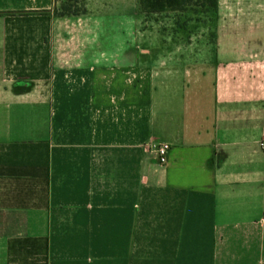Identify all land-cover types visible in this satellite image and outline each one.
I'll use <instances>...</instances> for the list:
<instances>
[{
  "label": "crops",
  "instance_id": "0c3cea01",
  "mask_svg": "<svg viewBox=\"0 0 264 264\" xmlns=\"http://www.w3.org/2000/svg\"><path fill=\"white\" fill-rule=\"evenodd\" d=\"M247 2L218 0L197 46L138 0H0V264H264V16Z\"/></svg>",
  "mask_w": 264,
  "mask_h": 264
},
{
  "label": "rangeland",
  "instance_id": "374dc122",
  "mask_svg": "<svg viewBox=\"0 0 264 264\" xmlns=\"http://www.w3.org/2000/svg\"><path fill=\"white\" fill-rule=\"evenodd\" d=\"M84 0H56V11L67 9L69 11L83 10ZM248 7L250 16H264V0H249ZM147 26L151 29L164 31H179L176 36L177 44L187 45L188 43L200 46L201 44H215V32L217 13L211 9L192 7L188 5L181 11H164L155 15H149ZM165 43H171L168 38Z\"/></svg>",
  "mask_w": 264,
  "mask_h": 264
},
{
  "label": "trees",
  "instance_id": "16d2710c",
  "mask_svg": "<svg viewBox=\"0 0 264 264\" xmlns=\"http://www.w3.org/2000/svg\"><path fill=\"white\" fill-rule=\"evenodd\" d=\"M139 9L145 13H161L164 11H181L188 5L192 7H202L205 9H211L213 12H217L218 0H138ZM49 10H36V11H22V13H46ZM53 13L64 14H77L79 11H69L67 9H61L56 11L53 9Z\"/></svg>",
  "mask_w": 264,
  "mask_h": 264
},
{
  "label": "built area",
  "instance_id": "2783aa9c",
  "mask_svg": "<svg viewBox=\"0 0 264 264\" xmlns=\"http://www.w3.org/2000/svg\"><path fill=\"white\" fill-rule=\"evenodd\" d=\"M261 146H264V142H261ZM156 153V158L159 164H164L167 159V154L170 149V144L167 142H157L152 146Z\"/></svg>",
  "mask_w": 264,
  "mask_h": 264
}]
</instances>
